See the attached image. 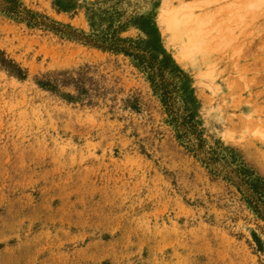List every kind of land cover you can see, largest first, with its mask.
Instances as JSON below:
<instances>
[{"label": "rangeland", "instance_id": "obj_1", "mask_svg": "<svg viewBox=\"0 0 264 264\" xmlns=\"http://www.w3.org/2000/svg\"><path fill=\"white\" fill-rule=\"evenodd\" d=\"M0 264H264V0H0Z\"/></svg>", "mask_w": 264, "mask_h": 264}]
</instances>
